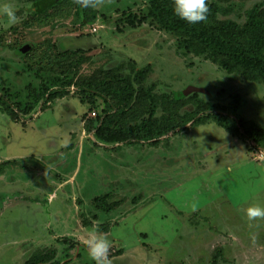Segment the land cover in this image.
I'll list each match as a JSON object with an SVG mask.
<instances>
[{
  "label": "rangeland",
  "instance_id": "rangeland-1",
  "mask_svg": "<svg viewBox=\"0 0 264 264\" xmlns=\"http://www.w3.org/2000/svg\"><path fill=\"white\" fill-rule=\"evenodd\" d=\"M35 1L0 0L18 16L10 25L0 15V95L18 112L45 94L69 95L18 120L0 107V264H94L93 226L110 242L111 264H264V218L246 216L264 206V152L214 123L157 146L104 144L86 129L106 109L89 87L116 104L108 125L119 131L150 117L145 94L158 83L155 129L236 102L264 130V83L161 30L147 19L152 0H97L88 25L74 0L43 14ZM207 2L203 23L238 29L243 43L251 18L264 28V0ZM190 87L201 91L197 104L177 109L173 97Z\"/></svg>",
  "mask_w": 264,
  "mask_h": 264
},
{
  "label": "trees",
  "instance_id": "trees-1",
  "mask_svg": "<svg viewBox=\"0 0 264 264\" xmlns=\"http://www.w3.org/2000/svg\"><path fill=\"white\" fill-rule=\"evenodd\" d=\"M59 3H61L60 0H36L35 6L38 12L43 14ZM173 7V0H152L149 3L147 19H151L161 30L187 39L192 45L203 50L210 59L218 60L222 70L228 74L239 73L248 82L264 83V28L259 27L254 17L250 19L244 31V34H248L252 38L249 42L243 43L238 29L232 30L230 27L222 26L210 27L203 22L195 25L189 24L175 15ZM76 15L84 25L92 23L96 18L95 13L90 8H82L78 5ZM143 21L139 22L143 23ZM132 72L136 77L142 78L146 74V69L139 72L134 69ZM130 80L132 78L128 77V81ZM158 86V83H152L145 94V97L154 106L150 117L140 124L119 131L111 130L108 125L112 116L111 112L115 109L116 104L112 103L101 90L89 87V90L94 92L96 97L105 102L106 109L97 124H87V132L93 134L104 144L125 146L149 144L157 146L163 138L177 135L188 126L196 127L214 123L241 141L249 143L250 152H264V130L257 128L253 123L246 122L238 114V103L236 102L228 106L208 103L205 104L201 113H195L187 120L176 122L161 129L153 128L155 105L157 103V98L153 92ZM199 93H201L200 90L190 87L183 93L175 95L172 101L177 109L195 105ZM68 95V92L48 93L42 96V100L46 105L56 98H64ZM42 100L28 103L23 110L18 112L6 97L0 95V107L4 109L9 117L18 120L20 118L19 114L23 117L32 114ZM14 164H16L15 161L6 163V165ZM100 205L102 206V201H100ZM42 259L31 258L26 264H41V262L42 264H48L49 258Z\"/></svg>",
  "mask_w": 264,
  "mask_h": 264
},
{
  "label": "clouds",
  "instance_id": "clouds-1",
  "mask_svg": "<svg viewBox=\"0 0 264 264\" xmlns=\"http://www.w3.org/2000/svg\"><path fill=\"white\" fill-rule=\"evenodd\" d=\"M74 2L82 7H95L97 0H74ZM173 11L181 20L189 24H197L207 19L209 11L207 0H173ZM0 15L7 18L8 24H15L18 20L17 10L10 5H4L0 8ZM246 216L249 222L258 218H264V206L253 205L246 209ZM235 239V238H234ZM88 249V255L94 264H111L109 259V240L103 235L95 234V226H93L90 238L85 241Z\"/></svg>",
  "mask_w": 264,
  "mask_h": 264
},
{
  "label": "crops",
  "instance_id": "crops-1",
  "mask_svg": "<svg viewBox=\"0 0 264 264\" xmlns=\"http://www.w3.org/2000/svg\"><path fill=\"white\" fill-rule=\"evenodd\" d=\"M248 242H246L245 244L247 245ZM219 246V245H218ZM236 248V247H235Z\"/></svg>",
  "mask_w": 264,
  "mask_h": 264
}]
</instances>
